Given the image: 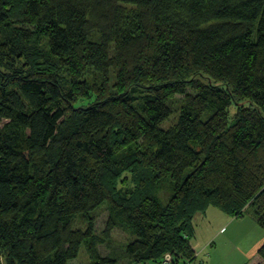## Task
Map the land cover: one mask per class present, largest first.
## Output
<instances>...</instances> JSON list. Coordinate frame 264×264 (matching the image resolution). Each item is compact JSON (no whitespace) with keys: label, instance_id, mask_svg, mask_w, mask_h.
Masks as SVG:
<instances>
[{"label":"trees","instance_id":"obj_1","mask_svg":"<svg viewBox=\"0 0 264 264\" xmlns=\"http://www.w3.org/2000/svg\"><path fill=\"white\" fill-rule=\"evenodd\" d=\"M210 206L250 207L264 230V0H0V264L81 247L89 264H202L193 219ZM118 225L130 239L101 255ZM245 264H264V242Z\"/></svg>","mask_w":264,"mask_h":264},{"label":"rangeland","instance_id":"obj_2","mask_svg":"<svg viewBox=\"0 0 264 264\" xmlns=\"http://www.w3.org/2000/svg\"><path fill=\"white\" fill-rule=\"evenodd\" d=\"M127 10L132 9L133 7L130 5H127ZM92 38H97L98 35L96 33V31L92 32ZM24 61L23 60H19L17 61V66H23ZM28 68V66H27ZM60 74L62 76H64L65 78H68L69 75L68 73L61 71ZM82 80L87 81L90 85H92L93 83L95 84H99L100 83V75L91 69H87L85 72L82 73ZM91 98L89 100L84 99V98H80L78 99L77 105H82V104H87L89 102H92L93 99L95 98L94 95L90 96ZM183 95H176L170 102L171 107H172V114L170 115L169 118H167L166 120H164L160 127H164V128H168L170 126H172V124H174V122L176 121L177 117H178V111L179 108L181 106V100H182ZM235 111V107L232 106L230 108V113L234 114L233 112ZM130 176V174H128V177ZM118 188H120V193L121 195L123 194H127L128 192H130L133 188H134V184L132 183L131 180H129V178L127 179L126 182L124 183H119ZM171 187L170 184L168 183H164V185L161 188H157L155 189V191L152 193V195H156L158 198H160L161 202L163 204H165V202H167L168 198L171 196ZM98 209H96L95 211L91 212V219L93 220V231L96 233V236H101L102 237V232L104 230V228L106 227V223L109 220V208L107 207V204H102L99 207H97ZM200 220V219H197ZM235 220H238L237 223H233L229 226V229L233 228V226H237L236 229H238L239 227L243 228L241 232H243L247 227H249L250 225H252V221L254 222V216H253V210L252 208H247L245 214L242 217H235ZM73 228H81V229H85L87 227V224L81 220V218L79 216H75V218L73 219ZM197 222V221H196ZM235 222V221H234ZM255 223V222H254ZM218 223L214 224L212 226V233L214 234L216 232V230L219 229V226H216ZM245 224V225H244ZM256 224V223H255ZM198 225V224H197ZM244 225V227H243ZM200 226V225H199ZM258 230L256 229V233L255 231H252L249 235H252L253 237L259 236V231L263 233L264 235V230L258 226V224H256ZM228 229V230H229ZM226 230V234H230L231 238L230 240L234 243L235 241H238L241 237L239 236V232L238 233H230V231ZM208 234V235H207ZM238 235V237L236 238L234 235ZM206 236H210V231H205V229H203L202 227H199V230L196 232V235L193 237L192 243L195 244V241L197 240L198 244H203L206 242L204 238H206ZM131 235L130 232L128 230H126L125 228L123 229V227H120L119 225L116 226L115 228L112 229L111 233H110V237L108 239H104L99 245H98V251L99 253H101V255H117L119 256L121 253V249L123 248L124 244L126 242H128V240L130 239ZM219 238L216 240L217 242V248L220 249V245H219ZM264 241V240H263ZM263 243V242H262ZM214 244V243H213ZM229 244H226V248L229 249V251H224V256L226 259H229V252H230V247H228ZM214 245L208 246L209 251H211V247H213ZM201 247V246H200ZM200 247H195L197 248V250L199 249L200 251ZM120 252V253H118ZM206 252L208 253V251L205 249V254ZM79 255L77 256L76 260H72L69 264H89V260L87 258V255L84 254V249L83 247L80 248L79 250ZM204 254V253H203ZM223 255V253H221ZM207 257V254H206ZM118 263L120 264H126L124 263V260L120 257ZM207 259V258H206ZM246 257H245V261H246ZM200 260L198 259L199 262ZM240 264H243V262H241Z\"/></svg>","mask_w":264,"mask_h":264},{"label":"crops","instance_id":"obj_3","mask_svg":"<svg viewBox=\"0 0 264 264\" xmlns=\"http://www.w3.org/2000/svg\"><path fill=\"white\" fill-rule=\"evenodd\" d=\"M197 219H200V220H197ZM237 222L238 220H235V217H229L228 215L224 214L222 211H220L214 206L208 207L204 212H199L195 214L194 219H193V225L195 227L194 236L196 235V232L199 230V227H202L203 229H205V231L207 230L210 231V236H206V238H204L206 242L203 244V246L201 243L198 244L197 240L195 241V244L192 243L194 248L201 246L200 251L198 249V251L200 252L198 259L200 258V260H203L202 264H240L241 262L245 264L246 261L249 259V257L259 247V245L262 242H264L263 241L264 235L260 231H259V236L253 237L252 235H249L252 231H255L256 233V229L258 230L256 224L253 221L251 223L252 225L247 227L243 232H241L243 229L241 227L236 229L237 228L236 224L235 226H233V228L229 229V226L231 224L237 223ZM216 223H218L216 226H219V229L216 230L214 234H211L212 229H213L212 226ZM226 230L230 231V233L239 232V236L241 238L238 241H235L233 243L230 240L231 238L230 234L225 233ZM234 236L236 238L238 237V235L236 234ZM218 238L220 239L219 240L220 249L217 248L216 240ZM226 244H229L228 247H230V252H229L230 261L226 259L224 256V251H229V249L226 248ZM211 245H214V246L211 247V251H209L208 246H211ZM205 249L208 251V253L206 252L207 257L205 254ZM221 253H223V255ZM245 257L247 259L244 263L243 260H245Z\"/></svg>","mask_w":264,"mask_h":264},{"label":"built area","instance_id":"obj_4","mask_svg":"<svg viewBox=\"0 0 264 264\" xmlns=\"http://www.w3.org/2000/svg\"><path fill=\"white\" fill-rule=\"evenodd\" d=\"M136 264H143V263H136ZM159 264H174L173 261H171V258L169 256L161 259L159 261Z\"/></svg>","mask_w":264,"mask_h":264}]
</instances>
